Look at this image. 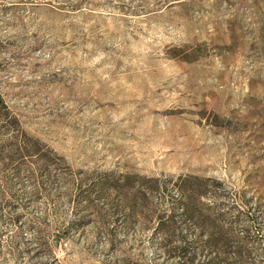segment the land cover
I'll return each mask as SVG.
<instances>
[{
    "label": "rangeland",
    "instance_id": "374dc122",
    "mask_svg": "<svg viewBox=\"0 0 264 264\" xmlns=\"http://www.w3.org/2000/svg\"><path fill=\"white\" fill-rule=\"evenodd\" d=\"M0 96V264H264V0H0Z\"/></svg>",
    "mask_w": 264,
    "mask_h": 264
},
{
    "label": "trees",
    "instance_id": "16d2710c",
    "mask_svg": "<svg viewBox=\"0 0 264 264\" xmlns=\"http://www.w3.org/2000/svg\"><path fill=\"white\" fill-rule=\"evenodd\" d=\"M9 115L10 114H9L8 108L6 107V105L4 104V102H3V100L1 99V96H0V120H1V122L2 121L8 122ZM179 209H182L181 216L182 217H186L187 216V211H189L190 208L189 207H186V205H185L184 209H183V207H181ZM173 210H174V208H173ZM166 217L169 218L170 216H165V218ZM193 245L194 244H192V246H184V247L178 249V252H177V253H179L178 256L181 257V258H183V259H185L187 257H191L192 256V253H194L192 251L193 250L196 251L198 249V248H195L197 246V244H196V246H193ZM202 246H203L204 249H206V246L205 245H202ZM48 251L50 253H52L50 250H48ZM188 261L191 262L190 259H188Z\"/></svg>",
    "mask_w": 264,
    "mask_h": 264
}]
</instances>
